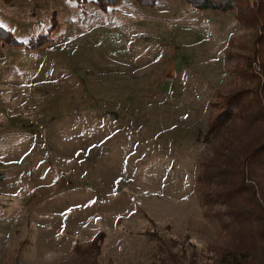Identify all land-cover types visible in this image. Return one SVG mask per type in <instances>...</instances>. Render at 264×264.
Listing matches in <instances>:
<instances>
[{
  "label": "rangeland",
  "instance_id": "1",
  "mask_svg": "<svg viewBox=\"0 0 264 264\" xmlns=\"http://www.w3.org/2000/svg\"><path fill=\"white\" fill-rule=\"evenodd\" d=\"M253 17L0 0V264H264V223L229 224L264 206V169L242 161L264 124L232 107H264ZM223 111L237 117L203 142Z\"/></svg>",
  "mask_w": 264,
  "mask_h": 264
},
{
  "label": "trees",
  "instance_id": "2",
  "mask_svg": "<svg viewBox=\"0 0 264 264\" xmlns=\"http://www.w3.org/2000/svg\"><path fill=\"white\" fill-rule=\"evenodd\" d=\"M86 0H84L85 2ZM121 0H95L96 4L99 5L100 8L102 9H109L115 7L117 4H119ZM140 2L141 4L144 5H154L155 0H136ZM188 4H190L194 9H214L218 10L224 13H235V16L238 20V22L243 23H248L247 21L251 20L250 18L253 16H248V11H250V8L255 7L254 4H249L247 3L246 0L245 6L243 8L241 4V0H186ZM264 0H259L257 2L258 10H262L264 7ZM264 12V11H263ZM261 12V13H263ZM263 18L262 14H257L256 17H253L252 19L254 20V24L260 25L262 32L259 36V41H258V48L256 50V55H259L258 57L263 56V49L261 47L264 46V22L260 24L259 21H261ZM235 38L232 39L230 47H229V52H232L234 49L233 47L237 44ZM227 52V51H226ZM229 54V53H228ZM259 59V58H257ZM255 64V63H253ZM263 69L264 71V63H263V68L261 67V70ZM248 93V92H247ZM245 94V93H244ZM247 96H244L242 92L239 93V95L233 99L236 103L240 104H233V108H238V111H246L250 112L249 119L257 124L263 123L264 124V107L260 105V103H257L256 100H251L250 98L246 99ZM249 106L248 111L246 108ZM238 113V112H237ZM237 113H229L226 115V113L223 111L220 113L210 124V127L208 128L207 134L204 136V141L205 143H209L210 141L214 140L217 138L218 135L229 125L231 124L235 118L237 117ZM248 137V136H247ZM239 152V151H238ZM225 158H229V156L225 155ZM244 165H251L252 166H259L258 168L260 170L264 169V140H262L260 143L256 144L250 151H247V153L244 156V159L242 160ZM247 167V166H246ZM5 179V174L3 172H0V183ZM199 182H202L201 176L198 177ZM235 186V185H233ZM239 187V188H238ZM234 187L231 191H227L226 193H223L222 195L227 197V201L230 198L233 197H240L242 196L246 190L243 186H238ZM259 209L257 208H242L239 213L235 215L236 220L233 218V215L231 214V222L229 223L230 226L233 227H238L242 222H239V218H244L245 222L250 221V222H259V223H264V206L257 204ZM243 221V220H240ZM228 226V224L223 225V227ZM264 233V231L262 232ZM259 235V233H258ZM220 264H252L250 261V255L248 251L242 252L240 254H236L230 251H226L222 256H221V263Z\"/></svg>",
  "mask_w": 264,
  "mask_h": 264
}]
</instances>
